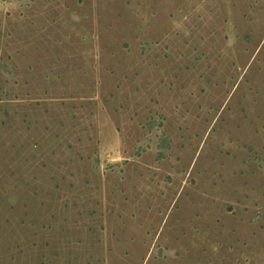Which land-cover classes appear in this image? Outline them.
<instances>
[{"label": "rangeland", "instance_id": "1", "mask_svg": "<svg viewBox=\"0 0 264 264\" xmlns=\"http://www.w3.org/2000/svg\"><path fill=\"white\" fill-rule=\"evenodd\" d=\"M0 264H264V0H0Z\"/></svg>", "mask_w": 264, "mask_h": 264}]
</instances>
